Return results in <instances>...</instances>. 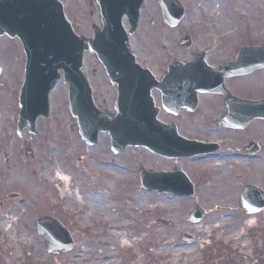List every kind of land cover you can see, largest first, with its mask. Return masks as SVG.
I'll list each match as a JSON object with an SVG mask.
<instances>
[{"label":"rangeland","instance_id":"374dc122","mask_svg":"<svg viewBox=\"0 0 264 264\" xmlns=\"http://www.w3.org/2000/svg\"><path fill=\"white\" fill-rule=\"evenodd\" d=\"M61 1L77 33L91 35L93 26L100 24L97 5L92 6V0ZM152 1L154 3L151 5ZM181 1L189 6L191 13L178 29L172 31L163 25L160 12H157V0L147 1L141 28L136 34L139 40L133 39V50L142 63H154L158 61L157 56L166 58L169 50L160 48H173L172 43L177 46L179 37L186 30L197 33L207 30L213 37L229 38L226 41L228 47H256L264 42L262 0ZM228 20L232 21L230 30L226 27ZM87 61L97 62L93 57H88ZM25 63L21 42L1 37L0 202L4 201V197L16 193L21 194L23 202L15 200L14 204L0 207V264H97V259L104 262L109 256L115 257L109 264H264V211L247 215L240 206L241 192L248 182H255L264 189V163L255 166L254 173L241 176L242 171L237 166L218 162L211 166L213 170L221 172L215 178L213 190L202 188L195 197H176L167 203L172 213L164 218H168L166 220L170 223L164 225L158 220L154 221L153 226L175 229L173 236L178 248L174 249L176 256L173 260L176 259V262L161 253L159 248L155 249L154 243L148 240L143 244L136 242L121 253L118 248L113 249L116 241L110 227L113 223L125 221L126 210L130 214L124 204L125 198L138 197V194L143 197L147 193L152 196L158 194L140 190L131 173L105 168L111 156L105 151L102 141L92 149L85 147L77 129H71L75 120L70 114L67 88L63 81L51 94V117L38 120L37 135L25 131L24 139H19L16 134L18 114L14 104L24 80ZM29 146L33 149L34 160L26 156L25 151ZM135 155H140V158H135ZM145 158L142 151L133 153L136 166L141 160L160 166L158 160L150 156V160ZM99 173L108 174V179L100 178ZM64 176L75 182L73 191L81 197L92 195L89 192L91 187H97L96 181L107 182L100 187L107 198L105 209L95 217H82L79 221L80 207L75 201L65 207L60 201L61 179ZM81 190L83 192L80 194ZM89 197L83 203L88 204ZM115 201L123 206L116 213H111L110 207L116 204ZM196 203L205 209L206 216L199 223L188 222L187 213ZM144 209L141 218L147 226L152 214L148 212L147 204ZM48 214L57 215L73 233L76 246L71 252L58 256L47 252L43 237L35 230V219ZM156 215L158 218L161 214ZM108 216L111 218L109 222L98 224V220L105 221ZM81 222L88 227L78 233L75 228ZM139 223V219H136L135 230L128 229V232L134 231L138 237L143 231L138 230ZM144 232L147 235V229ZM184 233L195 236L197 242L191 245L182 242L180 237ZM85 247H88L86 253L81 250ZM178 249L182 250L179 251L180 255L176 251Z\"/></svg>","mask_w":264,"mask_h":264},{"label":"water","instance_id":"95a60500","mask_svg":"<svg viewBox=\"0 0 264 264\" xmlns=\"http://www.w3.org/2000/svg\"><path fill=\"white\" fill-rule=\"evenodd\" d=\"M144 0H98L102 10V28L95 27L93 37L87 38L75 33L68 20L64 5L59 0H0V36L18 37L27 56L26 77L20 96L19 134L30 126L36 132L35 125L39 116L49 113V94L60 78L63 70L65 81L70 86L69 100L72 114L82 127V136L89 144L98 139L101 129L109 130L114 149H124L127 145H144L155 152L164 150L169 155L194 151L195 146L177 147L168 137L165 147L161 146L157 132L145 131L141 126L129 128L126 121L128 108L134 100L146 102L142 93L149 88L151 77L136 61L135 55L127 43L128 35L122 19L127 15L131 24L130 34L136 30L139 11ZM165 20L175 25L184 15L179 0H159ZM87 52L96 54L106 66L113 82H118L120 98L117 100L118 114L106 116L94 106L92 91L81 68ZM251 56L249 62L257 67L264 66V46L259 49H246L239 55L238 61L225 65L219 70L238 73L243 70V58ZM205 71L208 67L196 60L184 67ZM209 69V68H208ZM151 83H149L150 85ZM139 93V94H138ZM139 95V96H138ZM149 96V95H148ZM148 110L147 106L144 108ZM29 154L32 151H27ZM144 185L152 190L170 191L180 195L194 194V186L183 174H161L145 172ZM247 212H257L264 208V192L248 187L242 199ZM204 211L197 206L190 219L200 221ZM38 232L46 238L47 249L53 254L70 250L73 240L70 232L56 219L45 216L36 221ZM183 239L194 242V238L185 235Z\"/></svg>","mask_w":264,"mask_h":264},{"label":"flooded vegetation","instance_id":"af4514ba","mask_svg":"<svg viewBox=\"0 0 264 264\" xmlns=\"http://www.w3.org/2000/svg\"><path fill=\"white\" fill-rule=\"evenodd\" d=\"M94 1H91L92 6ZM147 1L145 0L143 8H145ZM262 1L264 2V0ZM153 3L154 1L151 5ZM157 12H160L163 25L167 26L164 23L160 7ZM190 13L189 6L186 5V15H190ZM167 27L171 31L179 28ZM162 30L164 31L163 27ZM186 35L190 37V45L182 46L180 38ZM134 38H136V34L130 38L132 45ZM228 39L213 37L211 32H207V30H202L201 33L186 30L179 37L177 46L172 43L173 48L168 46L160 48L163 51L169 50L166 58L157 56V58L159 57L158 61L154 63L140 62L143 67L151 71L153 76L152 84L154 86L150 90L153 110L138 111L137 114L146 119L136 123L147 125L157 123L158 132L161 134L168 131L179 135L178 141L183 139L184 141L202 144L200 153L191 156L170 157L163 153L154 154L144 147H128L120 153H115L111 146L109 134L102 133L99 143L102 141L105 151L111 156L108 167L105 166V168H114L115 172L120 170L131 173L136 179L138 188L142 191H147L141 182V170L144 167L159 171H183L195 183L197 194L202 188L213 190L214 185H216L215 178L221 172L213 170L211 166L218 162L228 166H237L242 171L241 176H244L245 173H254V167L264 163V67L251 68L249 71L239 74L216 72L215 70L220 66L235 61L242 49L238 46L228 47L226 45ZM138 40L136 38L137 42ZM199 55L204 56V60L210 69L190 71L180 68V65L193 61ZM86 56L97 60V62L85 61L82 69L91 84L96 107L104 113H116L117 85L111 82L104 66L94 55L87 54ZM172 66L173 68L170 69ZM65 86L68 91V85L65 84ZM17 93L19 96V89ZM15 107V112L19 118L18 98L16 105L14 104V109ZM152 115H156L157 122L147 120ZM71 129H77V132H80L76 120L75 123L71 124ZM19 139L21 138L19 137ZM81 140L84 142L82 138ZM84 143L87 149L95 147ZM136 151H142L148 160H150L149 156L158 160L160 166L156 167L145 160L144 162L139 161L136 166V161L133 159V153L135 154ZM135 158H140V155H135ZM117 159H120L119 163H117ZM246 167L250 168L247 169ZM99 177L108 179V174L99 173ZM104 184L107 182L96 181L97 187H91L89 193L92 195L90 197L102 192L100 187ZM247 184H255V182H248ZM81 192L83 190L79 193L81 194ZM153 193L158 194L159 196H157L160 198L173 199L177 197L172 193ZM138 195L143 197L141 194ZM87 197L89 196L83 197L84 200H88ZM132 198L126 197L124 200V204L130 211L128 215L126 210V217L133 213L130 207ZM15 200L23 202L20 193L4 197V201L0 202V207L4 208L14 204L13 201ZM115 202L116 204L109 206L111 213H116L123 206L121 203L118 205V201ZM63 206L65 207V205ZM142 213L136 211V218L129 220L131 230H135L136 219L140 221L138 230L143 229ZM69 218L71 220V215ZM102 222H98V224H103Z\"/></svg>","mask_w":264,"mask_h":264},{"label":"bare ground","instance_id":"6f19581e","mask_svg":"<svg viewBox=\"0 0 264 264\" xmlns=\"http://www.w3.org/2000/svg\"><path fill=\"white\" fill-rule=\"evenodd\" d=\"M226 27L228 30L232 29V21L228 20L226 23ZM62 187L60 188V196H61V203L63 205H68L71 203V201H75L76 204L80 206V210L84 212V217L87 219L88 217H95L96 214L105 209V201H106V195L103 192H98L96 195L90 197L89 203L85 204L83 203L85 200L72 190V188L75 186V183L64 176V178L61 179ZM170 201H173V199L169 198H160L158 196H152L150 194L144 196V197H133L130 200V207L133 210V213L125 219V221L121 223H113L110 227L112 231V236L115 238L116 246L112 247L113 249L118 248L119 252L127 251L131 246H133L134 243H144L146 240L151 241L154 243V248H159L161 253H163L166 256H170L173 260V257L176 256V253L174 252V249H177L176 243H175V237L173 236L175 233V229L172 228H165V227H155L153 226V223L155 220H157V215L160 213V216H169L172 213L171 207L167 205V203ZM145 204L148 205V212L152 214L151 219L148 221L147 226L144 225L143 221V231L141 234L137 237L132 231L131 233L128 232V229H131V223L129 220H134L136 218L135 212L142 213L145 209ZM117 207V206H116ZM115 207V208H116ZM65 211H67L66 208H64ZM166 213V215H165ZM99 215V214H98ZM159 217V216H158ZM111 218L108 216L105 218V221L102 222L101 220H98V222H102L103 224H106L109 222ZM84 222H81L76 228L77 231L83 230L82 227H84ZM144 229H147V235L144 232ZM86 248V247H85ZM83 252H87L88 247L86 249H81ZM176 251H182L181 249H178ZM180 255V252H179ZM114 256H109L105 258L104 262H101L99 259H97V264H109L114 261ZM176 262V259L173 260Z\"/></svg>","mask_w":264,"mask_h":264}]
</instances>
